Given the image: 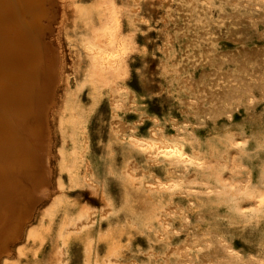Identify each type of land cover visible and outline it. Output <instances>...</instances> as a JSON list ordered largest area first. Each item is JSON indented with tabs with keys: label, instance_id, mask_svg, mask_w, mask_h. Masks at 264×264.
<instances>
[{
	"label": "rangeland",
	"instance_id": "rangeland-1",
	"mask_svg": "<svg viewBox=\"0 0 264 264\" xmlns=\"http://www.w3.org/2000/svg\"><path fill=\"white\" fill-rule=\"evenodd\" d=\"M118 3L141 50L119 106L106 93L95 101L90 86L79 92L88 123L77 142L93 174L81 165L74 181L61 169L72 131L59 119L86 66L79 39L94 0L39 5L37 33L63 64L49 196L0 264H264V0ZM150 131L188 137L200 159L147 156L129 137ZM27 172L21 180L31 185ZM168 177L181 186L163 187ZM53 198L62 203L48 213Z\"/></svg>",
	"mask_w": 264,
	"mask_h": 264
},
{
	"label": "bare ground",
	"instance_id": "bare-ground-1",
	"mask_svg": "<svg viewBox=\"0 0 264 264\" xmlns=\"http://www.w3.org/2000/svg\"><path fill=\"white\" fill-rule=\"evenodd\" d=\"M42 1L0 0V62L6 69H0V245L4 243L6 249L9 248V241L21 236L37 206L49 196L54 146L51 110L59 103L58 88L62 82L63 64L56 46L44 43L47 54L42 55L39 51L42 37L37 32L43 25L36 16ZM53 1L55 4L59 2ZM85 17V33L81 35L79 45L86 66L77 84L67 88L63 113H67L68 117L62 115L59 119L61 131L66 128L72 131L70 137L74 148L70 152L69 161V154L62 152L61 166L62 170L68 172L71 181L78 179V168L81 165L89 175L93 174L91 162L84 160L82 146L77 142L78 133L85 132L88 123L87 111L77 99L79 92L90 86L95 101L106 93L111 103L119 106V91L125 87L124 83L130 73L129 59L134 52L141 50L134 32L122 26L118 0H94ZM33 59L39 60V63L34 61L40 82L34 76L36 68L32 65ZM129 138L140 151L155 160L186 162L200 159L191 141L184 135L173 136L164 131H150L142 136L132 134ZM32 159H36L38 165L35 166ZM27 171H34L31 185L21 181L22 177L26 178ZM181 184V178L168 177L163 187L178 188ZM62 185L60 179L59 187ZM59 202L60 198H53L48 213H52ZM80 219L76 221L78 229L83 223ZM33 233L29 232L28 237ZM45 241L43 239L42 242Z\"/></svg>",
	"mask_w": 264,
	"mask_h": 264
},
{
	"label": "water",
	"instance_id": "water-1",
	"mask_svg": "<svg viewBox=\"0 0 264 264\" xmlns=\"http://www.w3.org/2000/svg\"><path fill=\"white\" fill-rule=\"evenodd\" d=\"M43 35H44V33H43ZM43 40H44L45 42H48V41L45 40L44 36H43ZM48 43H49V42H48ZM49 44H50L51 46H53L51 43H49ZM41 46H43L42 43H41ZM41 46H38V47H39V51L42 52L41 54H42V55H43V54L45 55V53L47 54V51L44 50L45 47H41ZM35 48H36V47H35ZM44 51H45V52H44ZM36 52H37V51H36ZM38 56H40L39 53H38ZM36 70H37V69H36ZM34 76H37V79L39 80V82L41 81V79H40V77H39L38 70L36 71V74H35ZM31 161L35 164V166L38 165V163L35 162L36 159H35V160L32 159ZM21 181H22V180H21ZM22 182H23V181H22ZM17 239H18V238H17ZM15 240H16V239H15ZM15 240H14V241H15ZM14 241H9V242H8V246H9L8 249L5 248L4 243L0 245V256L3 255V254H7V253L10 251L11 246H12V243H13ZM4 248H5V251L3 250ZM3 251H4V252H3Z\"/></svg>",
	"mask_w": 264,
	"mask_h": 264
}]
</instances>
